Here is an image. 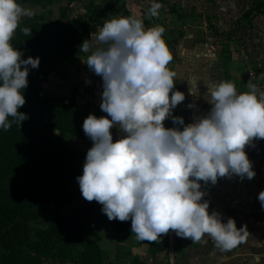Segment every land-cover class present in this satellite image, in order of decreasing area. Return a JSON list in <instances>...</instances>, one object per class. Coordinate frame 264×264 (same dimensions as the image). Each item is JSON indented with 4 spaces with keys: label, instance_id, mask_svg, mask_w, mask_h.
Segmentation results:
<instances>
[{
    "label": "clouds",
    "instance_id": "obj_1",
    "mask_svg": "<svg viewBox=\"0 0 264 264\" xmlns=\"http://www.w3.org/2000/svg\"><path fill=\"white\" fill-rule=\"evenodd\" d=\"M162 5L152 0L149 13ZM34 10L19 0H0V130L28 116L20 111L29 74L38 69L40 57L24 59L12 40L22 18ZM25 36L31 29H22ZM164 28H145L135 17L106 19L97 34L79 46L89 69L102 78L101 110L107 116L89 115L83 131L93 146L87 152L83 174L77 177L82 196L100 203L109 220H131V231L141 241L155 242L173 231L200 242L209 237L217 247L231 249L242 231L235 219L224 222L210 212L204 185L220 178L256 176L246 146L264 139V92H238L229 81H208L207 92L189 84L195 101L211 105L203 115L185 124L174 109L186 99L176 89V73L169 68L173 56L163 39ZM176 89V90H174ZM110 117V118H109ZM170 117L179 127H166ZM122 133L114 142L112 129ZM264 205V191L258 196ZM207 241H205L206 243Z\"/></svg>",
    "mask_w": 264,
    "mask_h": 264
},
{
    "label": "rangeland",
    "instance_id": "obj_2",
    "mask_svg": "<svg viewBox=\"0 0 264 264\" xmlns=\"http://www.w3.org/2000/svg\"><path fill=\"white\" fill-rule=\"evenodd\" d=\"M162 5L158 15L152 16L149 9L152 0H54L41 3H26L23 6L34 10L33 17L48 21L66 15L67 20L90 21L97 34L106 19L135 17L143 21L145 28L161 26L164 28L163 39L173 56L175 70L181 64L186 78L200 86L203 94L208 81H229L238 92L249 91V72L257 76L264 73V14L250 19L242 15L248 11L254 0H158ZM29 17L22 18V21ZM21 21V22H22ZM232 33H235L233 35ZM186 55L184 62L183 56ZM180 61V62H179ZM86 62V55L70 58L42 84V94L62 97L66 103L75 101L88 117L107 116L101 110L102 78L95 75ZM252 84V83H251ZM259 87V84H254ZM211 108V107H210ZM201 110L198 114H205ZM195 114L189 112L186 124L191 123ZM110 118V117H109ZM172 128L173 119L171 117ZM114 142L121 138L117 128L112 130ZM62 143L83 152L93 146V141L84 135H69ZM250 160L259 161L254 166L256 176L241 180L238 176L223 177L215 185H204L208 191L205 197L210 202L209 211L221 214L224 222L235 219L241 232L239 242L231 249L224 250L207 236L208 241L193 242L169 231L168 247L153 254L149 243L137 239L131 226L119 229L115 220H109L102 212V205L96 201H87L80 191L78 181L73 183L76 198L62 206L54 204L43 217L30 222L33 239L39 229H46L59 217L70 215L74 209L86 204H94L92 219L85 228L86 235L96 242L102 252L104 264H264V205L258 199L264 191V139H258L246 146ZM203 239V240H204ZM68 248L55 252L57 258H49L48 263L76 264L80 250ZM204 255H201V254ZM210 257L208 262L205 256ZM233 257V262L228 259ZM221 261H220V260Z\"/></svg>",
    "mask_w": 264,
    "mask_h": 264
},
{
    "label": "trees",
    "instance_id": "obj_3",
    "mask_svg": "<svg viewBox=\"0 0 264 264\" xmlns=\"http://www.w3.org/2000/svg\"><path fill=\"white\" fill-rule=\"evenodd\" d=\"M44 1L54 0H19L21 5ZM259 14H264V0H254L240 19ZM89 22L67 20L66 15L50 21L35 16L21 22L12 40L24 59L40 57L41 63L30 71L26 104L20 108L28 119L22 126L13 122L7 132L0 130V264H57L47 260L68 248H82L76 264H104L99 245L85 231L94 204L57 218L39 229L36 239L30 231V222L45 216L54 204L62 206L76 198L73 183L83 174L86 155L61 141L84 135L87 117L75 101L42 94V84L62 62L86 55L79 53V46L94 33ZM25 27L31 35L23 34ZM115 225L126 230L131 220L117 219ZM143 242L155 255L168 247L169 239L162 235L155 242Z\"/></svg>",
    "mask_w": 264,
    "mask_h": 264
},
{
    "label": "crops",
    "instance_id": "obj_4",
    "mask_svg": "<svg viewBox=\"0 0 264 264\" xmlns=\"http://www.w3.org/2000/svg\"><path fill=\"white\" fill-rule=\"evenodd\" d=\"M186 55L183 56V59H184V62L186 61ZM180 62V61H179ZM179 67V70H175V65L173 64V62H170L169 64V68L170 70L174 71L176 73V89L182 91L185 93L186 95V99L185 101H183L179 106H177L176 109H174V112H173V116H182L184 118V120L187 119V117H189V112H191L192 114H195V115H199L198 113L201 111V110H204L202 112H204L205 114L210 110V107L211 105H209L206 100L203 99V97L201 96V98H199L198 100L195 101L196 103V107L195 108H189L188 105L193 103L194 101V98L192 95L189 94V84L187 81H191L190 79H187L186 76H187V73L183 71V68L181 66V64L178 65ZM193 84V83H192ZM193 86H197L195 84H193ZM174 89V90H176ZM207 92V90L205 91ZM171 117L165 121V126L166 127H170L171 125ZM186 124V122H185ZM174 125L176 127H179L178 125L174 124L172 125V127H174ZM206 192H208L206 189L204 190ZM205 241L207 240H201L200 241V244L202 242H204V245H207L208 244V241L205 243ZM201 255H204L203 253ZM210 257H213L212 255L211 256H205V258H203L204 261L208 262L209 258ZM228 259L229 261H232L233 262V257L229 258L228 256ZM220 260V259H219ZM221 261V260H220Z\"/></svg>",
    "mask_w": 264,
    "mask_h": 264
},
{
    "label": "built area",
    "instance_id": "obj_5",
    "mask_svg": "<svg viewBox=\"0 0 264 264\" xmlns=\"http://www.w3.org/2000/svg\"><path fill=\"white\" fill-rule=\"evenodd\" d=\"M249 80L252 84H259V87H257V93L264 92V73H262L261 77L257 76L255 71H250L249 74ZM253 162V166L259 164V161L251 160Z\"/></svg>",
    "mask_w": 264,
    "mask_h": 264
},
{
    "label": "snow or ice",
    "instance_id": "obj_6",
    "mask_svg": "<svg viewBox=\"0 0 264 264\" xmlns=\"http://www.w3.org/2000/svg\"><path fill=\"white\" fill-rule=\"evenodd\" d=\"M238 242H239V241H238ZM238 242H237V243H238ZM237 243H236V244H237ZM234 246H235V245H234Z\"/></svg>",
    "mask_w": 264,
    "mask_h": 264
},
{
    "label": "water",
    "instance_id": "obj_7",
    "mask_svg": "<svg viewBox=\"0 0 264 264\" xmlns=\"http://www.w3.org/2000/svg\"><path fill=\"white\" fill-rule=\"evenodd\" d=\"M174 127H176V126L174 125Z\"/></svg>",
    "mask_w": 264,
    "mask_h": 264
}]
</instances>
